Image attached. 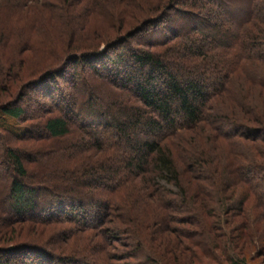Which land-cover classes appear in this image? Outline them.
<instances>
[{
    "label": "trees",
    "instance_id": "trees-1",
    "mask_svg": "<svg viewBox=\"0 0 264 264\" xmlns=\"http://www.w3.org/2000/svg\"><path fill=\"white\" fill-rule=\"evenodd\" d=\"M20 1L0 0L2 46H13L8 23L27 16L25 40L34 44L29 60L5 51L0 59V82L9 86L0 90L18 89L0 103V126L11 133L1 161L9 168L0 264H106L57 253L54 241L18 239L14 226L65 220L93 230L119 201L116 217L130 224L122 232L136 240L127 255L142 258L135 264H264L263 120L250 125L244 109L234 117L209 113L212 101L229 95L238 70H264V0H208L212 8L203 0H113L117 34L104 42L87 32L85 13L102 11L100 0H82V15L81 0H61L43 17L36 10L23 17ZM36 19L45 22L41 41ZM49 42L72 49L50 63L60 50ZM258 85L264 90V71ZM29 90L34 118L47 110L41 98L56 106L42 124L16 126L10 121L27 118ZM158 177L178 191L161 187Z\"/></svg>",
    "mask_w": 264,
    "mask_h": 264
},
{
    "label": "rangeland",
    "instance_id": "rangeland-1",
    "mask_svg": "<svg viewBox=\"0 0 264 264\" xmlns=\"http://www.w3.org/2000/svg\"><path fill=\"white\" fill-rule=\"evenodd\" d=\"M112 1L113 0H100L101 5H102V11H96L93 14H90L89 11L85 12L86 14L88 13L89 15H91L88 19L89 21L88 29L89 30H87V32L92 38L97 36L101 40V42H104L107 39V37L117 34V32H113V30L110 29L113 16L115 17V19L118 18V15H117L118 12H116L115 14L113 13V11L111 12V5H113ZM203 1L208 5V2H209L208 0H203ZM82 2L83 1L81 0V7L78 12V14L80 15H82V10L84 6L83 5L84 2L83 3ZM123 2L124 1L120 2L119 7L123 5ZM62 3L63 2L61 0H25V1L23 0V1H20V5H18L17 8H19L21 12L26 11L27 13H33V11L36 10V12L38 11L39 15L43 17V15H45L44 9L46 8L49 9L52 6H60ZM67 4L68 3H66V5ZM211 5L212 4L209 2V6L206 8H212ZM228 6L230 8L237 7V9L239 7V5L234 4V3ZM213 11H217V8L216 7L213 8ZM21 15L25 17L27 14L23 12ZM221 16H223V14H221ZM28 18H29L28 16L27 18H24V19L20 18L19 21H16L14 19L12 23H8L10 25V29L12 27L14 31V33L12 34L13 46L4 48V46H2L3 45L2 43H4L3 39L2 37H0V59L3 57L2 53L4 51L7 52L8 55H17L18 53H20L21 56L27 55L25 58V61L26 59L29 60L32 57V49L34 48V44L33 45H31V43L27 44L28 42L25 40V36H27V34L29 33V30H24V27H23V26L29 27L27 23L30 20V18L29 19ZM213 18L217 19V17H213ZM3 22H6V21H4L2 17H0V24L2 25ZM35 22L38 24V27H37L38 33L35 32V36L38 35L36 36V40L40 38V41H41L42 37H44L43 34L46 28L44 26L45 22H41V20H37V19L35 20ZM125 28L126 26L123 27L122 31H124ZM139 33H142V32H138V33L136 32V34L133 36V38L129 40V42L133 44L137 43L136 39L140 35ZM54 45L60 50V53L56 54V57L50 63H56L61 57V55L65 53L64 51H69L72 49V48H68V49L64 48L65 45L63 44H58V43H53V42L48 43L49 48L55 47ZM26 48H32V49L26 50ZM82 48L83 47H81V49ZM160 48L161 47L159 46H154L153 50H159ZM28 64L31 65L32 63L27 62V65ZM238 68L239 69L241 68L240 65L238 66ZM262 71H264L263 68L261 69L259 67H253V66L247 67V69L244 70V73L242 72V69L238 70L237 71L238 73H235L231 77L227 85L226 90L229 91L228 93L229 95L225 96L222 99H219L220 97H218L217 99H215V101H212L211 106H210L211 109L209 110V113L211 111H213L214 113L215 111L216 113L219 112L222 114L229 115L230 117H234V115L239 116V109L240 110L244 109L245 111H250L248 113L252 119L250 122V125L257 126L256 125L257 123H255L254 121H256L255 119H257L258 116L260 117V119L263 120V124H264V90L260 87V85H258V82L262 78ZM31 74L26 75V78H24L23 80L28 79L31 76ZM84 75L87 77H90L91 79H92L91 76H93L91 72L86 73L83 71V69H79L78 76L82 77ZM62 83H65V82H61V84ZM0 85H1V88H4V89L5 87L7 88L9 87L8 83H6V81L4 80H1ZM65 85H66L65 86L66 89H69V87L71 86L69 84L67 85L66 83ZM17 90H13L14 91L13 95L11 93L8 95L6 92L0 90V103L1 101L2 102L6 100L9 101L10 97L16 95ZM5 91L7 90L5 89ZM33 91L34 90H29L28 97L26 98V100L22 102V106L27 111V118L22 121L18 119L10 121L16 126H22V125L34 123L36 121H39L40 122L39 124H42V121L46 117L50 116L51 114V112H47V110H50V109L53 110L54 108L53 106H56L51 101H49L47 98H41L40 102L44 104L47 110L45 109L39 112L37 115L38 117L34 118L35 116L34 113L38 111L36 110V107H37L36 104L32 105L33 103L32 99L36 98V94ZM97 93L100 94V91ZM120 93H122L121 95H125L128 101L133 102L134 100L133 97L132 98L129 97V95L125 91L120 92ZM71 95L75 96V94L73 93ZM236 95L241 98V101L239 103L242 104L243 107L240 106L239 103H237L239 99L234 98V96ZM233 98L236 99L237 102H235L236 100H234L233 102ZM245 100L247 102L245 103L242 102ZM90 104L93 105V102H91ZM85 113H87V109ZM79 119L81 120V118ZM70 120L73 121L75 119L74 117H70ZM226 127L228 126H225L222 128L228 129ZM41 132L42 130L37 131L38 134H41ZM10 135L11 133L9 131H5L2 128V126H0V195L2 194L3 189H4L3 176L7 172L6 170L7 167L9 168L7 164H1V161L3 158L4 150H5L4 147L6 146L7 140L9 139ZM259 135L261 136L264 134L260 133ZM175 139L174 141L175 143H177V140ZM201 139L202 138H200V140ZM42 141L44 140H41V139L38 140L39 144L44 145ZM50 141H53V139ZM203 141H204L203 143L207 142L205 140ZM54 143L55 141L52 144ZM22 144H23L22 142H19V145H22ZM28 171L31 172L32 168H30ZM157 181L159 182L161 187L167 190H171L175 192L178 191L175 185L171 184L170 182H166L164 179L160 177L157 178ZM128 190H129V187H127V190L125 192H127ZM109 197L110 199H112L114 195H109ZM118 204H120V201L117 203V205H115L114 208H110L109 214L104 217V223H102L101 226H99V228L97 229L88 230V231L79 230L76 228L75 225H72L69 221H65V220H61L60 222L46 223V224L33 223L34 225L33 227L31 226L32 223L24 222V224L22 223L15 224L14 228L16 229V232H17L16 238L18 239L32 238L36 240H41L40 242L44 243L47 246L49 242L54 241L55 243H57L56 244L57 249H58L56 250L57 253H62L63 255H67V256H70V255L77 256L76 254H81L79 255V257L85 258V259L93 258V259L99 260L97 261L98 263H106V264H109V263L110 264L138 263L139 261L142 260V258L128 257L127 255V254H132V251L136 247V243H135L136 240L135 238H132L128 234H124L122 232L125 229H128L130 227V224L128 220L122 223L120 218L116 217L117 215H120L122 212ZM1 214L2 212H0V216ZM89 223H92V222L90 221ZM172 225L177 228H184L183 226H180L176 223H173ZM68 229H74L75 231L74 233H66L68 232ZM107 236H110V237L115 236L117 238L115 239L111 238L109 241H107L108 240V238H106ZM100 245H102V247L98 248V246Z\"/></svg>",
    "mask_w": 264,
    "mask_h": 264
}]
</instances>
